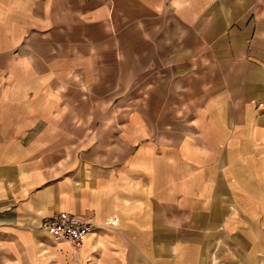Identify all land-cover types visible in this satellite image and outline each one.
<instances>
[{"label": "crops", "instance_id": "crops-1", "mask_svg": "<svg viewBox=\"0 0 264 264\" xmlns=\"http://www.w3.org/2000/svg\"><path fill=\"white\" fill-rule=\"evenodd\" d=\"M0 264H264V0H0Z\"/></svg>", "mask_w": 264, "mask_h": 264}, {"label": "built area", "instance_id": "built-area-1", "mask_svg": "<svg viewBox=\"0 0 264 264\" xmlns=\"http://www.w3.org/2000/svg\"><path fill=\"white\" fill-rule=\"evenodd\" d=\"M40 227L57 239H67L74 246H79L90 232L92 224L84 217L60 211L45 217Z\"/></svg>", "mask_w": 264, "mask_h": 264}]
</instances>
